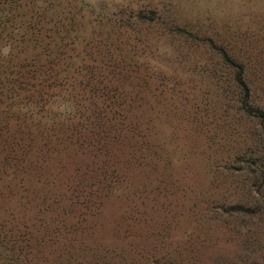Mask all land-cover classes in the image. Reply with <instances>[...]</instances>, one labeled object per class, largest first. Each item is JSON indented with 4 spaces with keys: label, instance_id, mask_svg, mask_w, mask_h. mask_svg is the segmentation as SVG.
<instances>
[{
    "label": "rangeland",
    "instance_id": "374dc122",
    "mask_svg": "<svg viewBox=\"0 0 264 264\" xmlns=\"http://www.w3.org/2000/svg\"><path fill=\"white\" fill-rule=\"evenodd\" d=\"M0 264H264V0H0Z\"/></svg>",
    "mask_w": 264,
    "mask_h": 264
},
{
    "label": "trees",
    "instance_id": "16d2710c",
    "mask_svg": "<svg viewBox=\"0 0 264 264\" xmlns=\"http://www.w3.org/2000/svg\"><path fill=\"white\" fill-rule=\"evenodd\" d=\"M11 52H12V50H10L8 48H4V51H2V54L9 55V54H11ZM7 62H9V61H7ZM39 71L40 70H38V71L32 70L31 73L26 77V79H20L18 81V83L13 86L14 88L15 87L22 88L27 92V94H25V96L23 97V99H24L23 104L20 107H19V104H17L18 109L21 112L20 113V115H21L20 118L22 120L21 123L24 126V127H22V129L27 128V127L29 128V126L26 125L29 123L28 120L31 118H35L37 115L40 116V113H41L40 110L41 109L44 111V113L42 115H45L46 112L48 114L56 113V112H52L50 107H46L45 105H46V102L48 101L47 97L51 96V94L46 92V88L48 86H52L53 84H57V82H51L52 76L50 75L49 72L41 73ZM8 73H10V72H8ZM70 79L71 78H61L60 83L58 85L61 86V88H63V89H67L66 88L67 83H68V85H72L71 83H73V81H74V79H73L70 82ZM14 88H12V91ZM18 94L19 93L16 92V96L13 97V99H15ZM7 98H8V96H7ZM53 103H55V104L57 103L56 105H61L60 100H58L56 98L53 100ZM80 115L82 116L83 113H80ZM77 127H79V126H77ZM78 129H79V131L86 133L85 136L91 135V133H92L89 128H88V131L82 129V127L78 128ZM85 136H84V138H85ZM19 141H20L19 144L23 147H29L30 146V143L28 142L30 140H26L25 138L21 137V138H19ZM47 141H49V140H47ZM32 143H34V140H31V148L33 145ZM22 152H23V156L30 155L29 151H22ZM8 157H9L8 159H9L10 163L12 161H13L12 164L15 163L16 159H15V156L13 155V153H12V155H9ZM26 163L28 166L27 172L30 173V171L32 169H34L35 166L28 165V163L31 164L30 160H27ZM95 192H99V190H97L95 188ZM94 196L99 198L98 194H94Z\"/></svg>",
    "mask_w": 264,
    "mask_h": 264
}]
</instances>
